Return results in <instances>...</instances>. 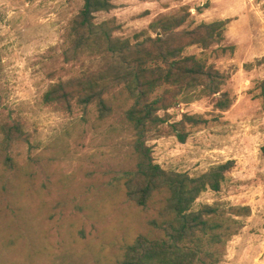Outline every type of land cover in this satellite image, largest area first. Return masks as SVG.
Returning a JSON list of instances; mask_svg holds the SVG:
<instances>
[{"label":"rangeland","instance_id":"374dc122","mask_svg":"<svg viewBox=\"0 0 264 264\" xmlns=\"http://www.w3.org/2000/svg\"><path fill=\"white\" fill-rule=\"evenodd\" d=\"M112 2L114 8L98 13L96 21L113 19L120 25L115 35L132 42L141 33L155 36L151 25L164 16L188 15L178 30L227 22L220 44L194 45L185 54L227 75L222 92L231 107L217 108V95L182 100L160 111L168 123L148 144L164 169L192 176L236 161L221 191L204 192L194 209L249 207L248 216L236 217L241 229L219 264H264V0ZM83 4L0 0V123L20 120L32 143H17L9 166L0 152V264H120L139 235L154 237L155 209L134 205L115 187L120 171L135 162L124 107L99 120L94 108L85 116L42 101L52 83L92 65L88 57L68 64L61 55ZM186 114L207 123L189 127L182 143L170 125Z\"/></svg>","mask_w":264,"mask_h":264},{"label":"trees","instance_id":"16d2710c","mask_svg":"<svg viewBox=\"0 0 264 264\" xmlns=\"http://www.w3.org/2000/svg\"><path fill=\"white\" fill-rule=\"evenodd\" d=\"M113 8L112 0H84L70 24L61 55L68 64L88 57L92 65L52 83L42 101L64 112L79 109L85 116L94 108L99 120L112 116L117 106L124 107L125 120L134 133L135 162L120 171L116 191L122 190L138 207L154 208L156 217L150 221L154 237L139 235L125 247L120 264H219L228 241L241 229L236 217L248 216L250 209L206 204L195 210L194 205L204 192L221 191L236 161L228 160L192 176L156 163L148 141L168 123L160 111L182 100L217 95V108L224 111L231 107L232 99L222 92L227 75L197 56L185 54L194 45L207 49L220 44L227 22L178 30L188 15L164 16L151 25L155 36L141 33L132 42L115 35L120 25L113 19L96 21L98 13ZM259 88L264 104V80ZM205 123L203 117L186 114L170 127L185 143L188 128ZM21 142L32 145L20 120L0 123V152L6 153L8 166L14 162L10 152ZM262 155L264 160V144Z\"/></svg>","mask_w":264,"mask_h":264}]
</instances>
